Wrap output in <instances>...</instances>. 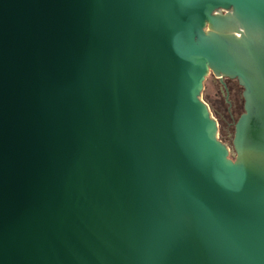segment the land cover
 Masks as SVG:
<instances>
[{
    "label": "water",
    "instance_id": "obj_1",
    "mask_svg": "<svg viewBox=\"0 0 264 264\" xmlns=\"http://www.w3.org/2000/svg\"><path fill=\"white\" fill-rule=\"evenodd\" d=\"M0 264H264V0H0Z\"/></svg>",
    "mask_w": 264,
    "mask_h": 264
},
{
    "label": "rangeland",
    "instance_id": "obj_2",
    "mask_svg": "<svg viewBox=\"0 0 264 264\" xmlns=\"http://www.w3.org/2000/svg\"><path fill=\"white\" fill-rule=\"evenodd\" d=\"M224 81L227 83V86L230 89L229 100L232 102V104H234L231 110L235 121L239 116V114L242 112V104H243L242 98L239 97L240 99L239 103L238 101L236 102V100L238 99L236 92L241 94L242 87L234 79L225 78ZM202 97L210 106L214 117L218 121L220 138L228 145H230L233 136L234 127L233 124L232 125L228 124L229 115L226 110L227 103L224 101L223 95H221L220 82L211 73L206 77L204 81ZM236 103H237V107H236Z\"/></svg>",
    "mask_w": 264,
    "mask_h": 264
},
{
    "label": "flooded vegetation",
    "instance_id": "obj_3",
    "mask_svg": "<svg viewBox=\"0 0 264 264\" xmlns=\"http://www.w3.org/2000/svg\"><path fill=\"white\" fill-rule=\"evenodd\" d=\"M220 92H221V95H223V98H224V101L227 103V113H228V115H229V122H228V124L229 125H232L233 123H234V116L232 115V106L234 105V104H232V102L229 100V96H230V89H229V87L227 86V83L225 82V86L224 85H222L221 83H220ZM236 94H237V100H236V102L238 101V103H239V97H241L242 98V95L241 94H239L238 92H236ZM236 107H237V103H236Z\"/></svg>",
    "mask_w": 264,
    "mask_h": 264
}]
</instances>
